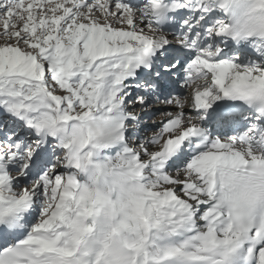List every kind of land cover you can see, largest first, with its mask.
<instances>
[{
	"label": "snow or ice",
	"instance_id": "6c2138e0",
	"mask_svg": "<svg viewBox=\"0 0 264 264\" xmlns=\"http://www.w3.org/2000/svg\"><path fill=\"white\" fill-rule=\"evenodd\" d=\"M0 264H264V0H0Z\"/></svg>",
	"mask_w": 264,
	"mask_h": 264
},
{
	"label": "rangeland",
	"instance_id": "374dc122",
	"mask_svg": "<svg viewBox=\"0 0 264 264\" xmlns=\"http://www.w3.org/2000/svg\"><path fill=\"white\" fill-rule=\"evenodd\" d=\"M158 118H159V117L157 116L156 119H158ZM149 122H151V120H150ZM149 124H151V123H149Z\"/></svg>",
	"mask_w": 264,
	"mask_h": 264
},
{
	"label": "bare ground",
	"instance_id": "6f19581e",
	"mask_svg": "<svg viewBox=\"0 0 264 264\" xmlns=\"http://www.w3.org/2000/svg\"><path fill=\"white\" fill-rule=\"evenodd\" d=\"M159 119V118H158ZM152 122V121H151ZM151 122H149V123H151Z\"/></svg>",
	"mask_w": 264,
	"mask_h": 264
}]
</instances>
